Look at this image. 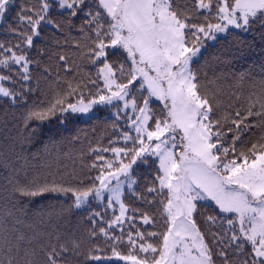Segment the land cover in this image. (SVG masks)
Instances as JSON below:
<instances>
[{
	"label": "snow or ice",
	"instance_id": "1",
	"mask_svg": "<svg viewBox=\"0 0 264 264\" xmlns=\"http://www.w3.org/2000/svg\"><path fill=\"white\" fill-rule=\"evenodd\" d=\"M13 2L0 0V25L7 24ZM77 20L83 35L75 47L86 42L83 57L96 66V78L87 83L95 90L86 95L83 80L65 81L66 88L46 104L27 108L24 125L39 127L57 114L87 115L104 105L117 109V120L123 112L131 131L120 134L122 146L110 141L109 147L91 149L98 163L90 165L96 174L87 184L34 178L11 189L30 199L69 197V211L91 209L92 201L103 205L87 217L93 225L87 250L71 231H24L8 211L0 217V264H264V75L257 86L241 73L237 86L247 82L257 90L243 111H226L219 93L201 79L200 65L213 55H205L209 42L225 47L229 37L239 40L238 33L257 29L264 38V0H35L21 8L16 26L5 28L18 42H0V98L27 103L29 82L41 63L30 50L46 55L35 41L46 26L59 33ZM57 59L67 72L79 74L66 55ZM150 162L156 175L145 186L148 199L138 192L135 174ZM126 189L155 206L158 220L140 214L151 230L132 224L135 232H125L124 224L135 219ZM209 201L210 214L202 213L200 202ZM108 210L112 217L105 220Z\"/></svg>",
	"mask_w": 264,
	"mask_h": 264
},
{
	"label": "trees",
	"instance_id": "2",
	"mask_svg": "<svg viewBox=\"0 0 264 264\" xmlns=\"http://www.w3.org/2000/svg\"><path fill=\"white\" fill-rule=\"evenodd\" d=\"M34 2L35 0H14L12 9L7 14V24L16 26L21 8ZM7 24L0 25V42L11 47L18 39L5 31ZM79 26L80 21L77 20L74 27H66L59 33H54L50 25L46 26L42 37L35 41L46 55L41 58L36 55L35 50H30L31 55L41 63L39 67L34 68L33 80L29 82L33 90L26 95L27 103L18 101L12 104L0 98V217L11 211L13 215L9 218L10 221L15 222L19 218L20 223L17 226L24 231H29V226L36 229L59 228L61 231H71L77 239L84 240L86 251L89 246L88 233L93 230V225L87 217L92 211H102L103 205L92 201L91 209L69 211L71 204L69 197L46 194L30 199L11 191L17 181L26 184L34 178L40 181L63 178L73 184L83 180L87 184L88 178L96 174L90 165L93 162L98 163L94 161L96 154L91 149L109 147L110 141H116V146H122L120 134L126 129L131 131L123 120L125 117L117 120L116 116L112 115L116 110L112 106L97 108L98 112L88 118L71 113L61 118L60 114H57L39 127L36 126V122H32L28 127L24 125L23 116L27 108L36 104H46L57 91L66 88L65 81L75 84L83 80L87 84V88L83 89L86 95L89 90H95L93 85L87 83L89 77L96 78V66L83 57L86 42L81 44V49L75 47L83 35L79 32ZM238 36L239 40L229 37L225 47L209 42L210 47L205 55L209 56V53L213 55L209 57L207 64L203 60L200 61L201 79L210 90L219 93L218 98L226 111H234L237 108L243 111L249 93L257 90L247 82L243 87L237 86V77L241 73L249 74L257 86L264 75V38L259 30L238 33ZM0 55L4 53L0 52ZM57 55H66L73 69L79 67V74L76 71L67 72L61 67L62 62L58 61ZM215 55H219L221 59H215ZM45 67L49 68L50 74L44 72ZM209 81L214 83L210 84ZM233 93L236 96H233ZM237 96L240 99H237ZM154 107L158 108L159 104ZM253 131L259 135L258 129ZM255 138L256 136L252 137L253 140ZM102 155L111 158V153ZM155 175L156 168L151 162L140 165L136 170L137 190L148 199L151 197L145 191V186L152 184ZM125 191L129 214L135 216V219L124 224L125 232H135L136 229L130 227L132 224L140 230H144L145 227L151 230L150 226L142 225L140 214L147 212L156 216L158 220L159 214L155 206L149 204L148 199H139L133 196L130 190ZM200 203L205 205L201 212L207 211L210 214L209 206L214 205L211 202ZM134 209L139 211L133 212ZM111 217L112 212L108 210L104 214V219L108 220ZM99 226L98 221L95 227L98 229ZM157 228H160L159 223ZM95 242L106 249L101 236H97ZM120 247L122 251H127L126 245Z\"/></svg>",
	"mask_w": 264,
	"mask_h": 264
},
{
	"label": "rangeland",
	"instance_id": "3",
	"mask_svg": "<svg viewBox=\"0 0 264 264\" xmlns=\"http://www.w3.org/2000/svg\"><path fill=\"white\" fill-rule=\"evenodd\" d=\"M238 31V30H237ZM101 107H106V106H104V105H96V106H94V108H93V111L91 112V113H89V114H87V115H83V114H76V115H78V116H81V117H83V118H88V117H90V116H92L93 114H96L98 111L96 110L97 108H101ZM117 112V109L114 111V113L112 114V115H114L115 116V113ZM131 113H129V115H130ZM120 117H125V114L123 113V112H121L120 113ZM123 120L124 121H126L125 120V118H123ZM131 130V129H130ZM134 134V133H133ZM210 202V201H209ZM109 263V262H108ZM120 263H122V262H120Z\"/></svg>",
	"mask_w": 264,
	"mask_h": 264
}]
</instances>
